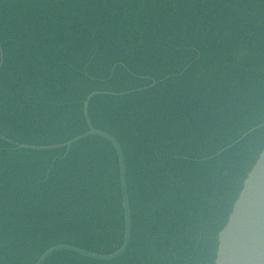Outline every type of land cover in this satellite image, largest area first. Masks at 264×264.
I'll use <instances>...</instances> for the list:
<instances>
[{"label": "trees", "instance_id": "1", "mask_svg": "<svg viewBox=\"0 0 264 264\" xmlns=\"http://www.w3.org/2000/svg\"><path fill=\"white\" fill-rule=\"evenodd\" d=\"M96 92L131 93L88 111L124 156L129 245L109 263L44 264H214L264 149V0H0L1 137L66 144ZM123 234L109 143L0 141V264L60 245L111 255Z\"/></svg>", "mask_w": 264, "mask_h": 264}, {"label": "water", "instance_id": "2", "mask_svg": "<svg viewBox=\"0 0 264 264\" xmlns=\"http://www.w3.org/2000/svg\"><path fill=\"white\" fill-rule=\"evenodd\" d=\"M155 86L156 83L152 82L148 88L136 90L134 92L152 89ZM130 94L131 93L111 94L96 92L89 95L83 103V118L88 132L63 145L51 147H29L12 143L0 136L1 142L10 145L15 150L29 152H53L66 150L67 153L75 144L88 138L95 137L109 143L117 156L119 186L124 217V234L120 248L111 255H97L75 247L60 245L47 250L35 264H44L50 257L58 253H70L99 263L113 262L125 254L131 236V218L126 190V168L124 156L118 142L113 137L97 131L92 127L88 111L90 102L94 98L102 96L113 98L124 97ZM217 241L218 249L214 264H264V149L251 171L246 175L245 181L243 182L241 190L235 200L232 212L229 215L225 226L218 234Z\"/></svg>", "mask_w": 264, "mask_h": 264}]
</instances>
